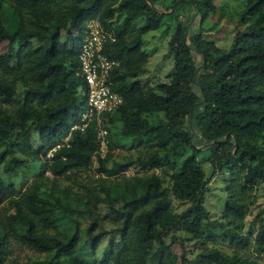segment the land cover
<instances>
[{
	"label": "trees",
	"instance_id": "16d2710c",
	"mask_svg": "<svg viewBox=\"0 0 264 264\" xmlns=\"http://www.w3.org/2000/svg\"><path fill=\"white\" fill-rule=\"evenodd\" d=\"M182 1L193 5L200 26L196 33L177 26L170 42L175 70L156 89L146 88L141 74L148 61L144 36L169 14L159 0H0V40L9 44L0 53V162L8 174L43 163L24 191L0 175V264L13 238L49 254L31 264H189L174 249L186 240L202 244L196 264H260L239 250L264 252V207L258 233L245 231L264 181V0H246L242 22L253 21L226 49L203 35V23L218 10L215 0ZM93 19L117 36L106 53L120 61L111 78L124 102L104 116L110 147L108 117L149 149L126 161L114 160L110 149L94 159L97 122L72 130L88 105L79 55ZM195 127L204 148L195 143ZM187 149L192 154L178 165L174 160ZM203 151L225 183L224 212L214 220L219 232L209 225ZM131 167L154 171L111 179ZM91 170L100 178L80 180ZM208 233L235 252L207 246Z\"/></svg>",
	"mask_w": 264,
	"mask_h": 264
},
{
	"label": "rangeland",
	"instance_id": "374dc122",
	"mask_svg": "<svg viewBox=\"0 0 264 264\" xmlns=\"http://www.w3.org/2000/svg\"><path fill=\"white\" fill-rule=\"evenodd\" d=\"M215 4L218 6L216 13L210 14L208 19L203 23V35L205 38L215 40L223 48H229L231 45L235 33L244 28L246 25L251 23L253 19L242 22V14L246 6V0H215ZM157 7L160 10L168 11L169 14L165 17L161 27L157 30L151 31L145 34L144 49L148 54V61L145 66V71L141 74L142 84L148 87L158 88L161 83L169 82L170 77L175 70L174 56L170 48L171 38L174 35L177 26L180 24L185 27H189L191 33H196L200 26V15L196 13L195 8L190 2L179 1L175 3V0H159ZM172 11H174L172 13ZM144 23V19L140 17L137 24L141 25ZM9 44L7 41L0 40V53H4L8 50ZM197 112V111H195ZM108 123L111 130V138L113 145L110 147V152L113 155V159L116 161H126L130 157H137L140 154H146L149 150L145 144L136 141L132 137L125 136L122 132V124L117 123L116 120H112L109 117ZM111 121V122H110ZM195 131V143L202 148L204 146V140L200 137V131L197 127ZM34 145L39 147L40 133L35 131ZM2 147L0 146V153ZM192 154V149H187L177 156L176 162L178 165L183 160ZM200 161L207 173L209 179V191L207 193L205 203L211 209L212 219L209 225L212 226L214 231H218L217 224L214 222L216 216L221 217L224 212L225 201L227 199L226 191L222 188L225 185L222 182V175L219 171L213 175L214 167L209 160V152H201L198 154ZM98 167V162L94 164V168ZM43 169L42 161H33L30 165L25 166L17 173L8 174L4 170V164L0 162V175L7 181L12 182L16 185V188L24 191L27 186L40 174ZM154 170L146 171L140 168L131 167L124 174L118 175V177H112L118 181L124 179L122 176L131 177L136 174L146 175ZM157 173L162 174L161 169L155 170ZM51 175V174H50ZM90 175V178H87ZM170 176H167L169 179ZM95 170L87 171L80 176V180L88 182L90 179H99ZM125 180V179H124ZM256 199L257 202L251 207L250 214L246 219L247 233L256 235L261 229V222L256 218L260 209L264 207V181H260L256 187ZM175 204H179L174 199ZM7 204L4 205L6 207ZM186 205H180V210ZM5 209V208H4ZM102 213H108L109 210L105 207H101ZM108 228H110L108 226ZM219 232V231H218ZM182 235V232H178ZM254 238V236H253ZM185 247H182L180 241L174 245V249L181 255L185 253L187 258L191 259L192 262L189 264H196L195 258L198 256L202 244L196 241L186 240L184 243ZM206 245L209 247H217L225 253L232 254L236 248L232 247L226 241L222 239L215 240L211 233L206 236ZM9 252L5 257V260L1 264H31L33 260L39 258H47L49 254L46 252L38 251L26 245H22L14 238L10 240ZM244 255L255 257L258 259L260 264H264V252L260 255H256L250 248H243L239 250Z\"/></svg>",
	"mask_w": 264,
	"mask_h": 264
},
{
	"label": "built area",
	"instance_id": "2783aa9c",
	"mask_svg": "<svg viewBox=\"0 0 264 264\" xmlns=\"http://www.w3.org/2000/svg\"><path fill=\"white\" fill-rule=\"evenodd\" d=\"M116 41L114 30L107 29L99 19H93L88 24L87 35L79 55L80 75L88 85V105L81 121L73 125L72 130H85L93 122H97L100 149L94 159L98 155L105 157L110 149V132L105 126L104 116L118 109L124 102L123 96L113 89L111 78L120 66V61L106 53V47ZM68 139L69 137L62 144H58L56 149Z\"/></svg>",
	"mask_w": 264,
	"mask_h": 264
}]
</instances>
